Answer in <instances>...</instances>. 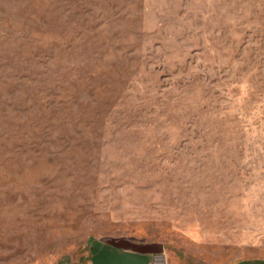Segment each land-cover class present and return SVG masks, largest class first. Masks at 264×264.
Returning <instances> with one entry per match:
<instances>
[{
  "label": "rangeland",
  "instance_id": "rangeland-1",
  "mask_svg": "<svg viewBox=\"0 0 264 264\" xmlns=\"http://www.w3.org/2000/svg\"><path fill=\"white\" fill-rule=\"evenodd\" d=\"M114 238L264 264V0H0V264Z\"/></svg>",
  "mask_w": 264,
  "mask_h": 264
},
{
  "label": "crops",
  "instance_id": "crops-1",
  "mask_svg": "<svg viewBox=\"0 0 264 264\" xmlns=\"http://www.w3.org/2000/svg\"><path fill=\"white\" fill-rule=\"evenodd\" d=\"M159 262L153 251L141 253L123 249L103 242H93L89 246L87 264H170L166 258Z\"/></svg>",
  "mask_w": 264,
  "mask_h": 264
},
{
  "label": "water",
  "instance_id": "water-1",
  "mask_svg": "<svg viewBox=\"0 0 264 264\" xmlns=\"http://www.w3.org/2000/svg\"><path fill=\"white\" fill-rule=\"evenodd\" d=\"M109 242H111V244L119 248H127L141 253L150 252L151 249L153 248V246L151 245L143 244V243H135L130 239H126V238L109 239Z\"/></svg>",
  "mask_w": 264,
  "mask_h": 264
}]
</instances>
